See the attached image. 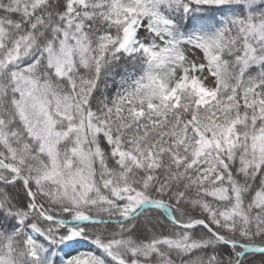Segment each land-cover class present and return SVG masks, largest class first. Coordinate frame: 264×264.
I'll return each instance as SVG.
<instances>
[{
    "label": "snow or ice",
    "instance_id": "obj_1",
    "mask_svg": "<svg viewBox=\"0 0 264 264\" xmlns=\"http://www.w3.org/2000/svg\"><path fill=\"white\" fill-rule=\"evenodd\" d=\"M0 264H264V0H0Z\"/></svg>",
    "mask_w": 264,
    "mask_h": 264
}]
</instances>
